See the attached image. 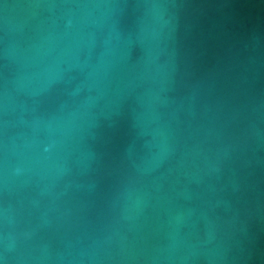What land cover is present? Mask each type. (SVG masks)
Listing matches in <instances>:
<instances>
[{"label": "water", "instance_id": "obj_1", "mask_svg": "<svg viewBox=\"0 0 264 264\" xmlns=\"http://www.w3.org/2000/svg\"><path fill=\"white\" fill-rule=\"evenodd\" d=\"M0 264H264V0H0Z\"/></svg>", "mask_w": 264, "mask_h": 264}]
</instances>
